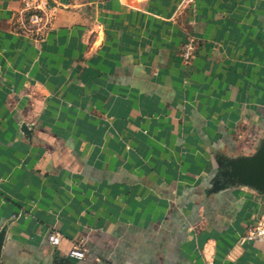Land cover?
Segmentation results:
<instances>
[{
	"label": "crops",
	"instance_id": "1",
	"mask_svg": "<svg viewBox=\"0 0 264 264\" xmlns=\"http://www.w3.org/2000/svg\"><path fill=\"white\" fill-rule=\"evenodd\" d=\"M48 7L0 0V264H264V192L214 191L264 140V0Z\"/></svg>",
	"mask_w": 264,
	"mask_h": 264
},
{
	"label": "built area",
	"instance_id": "2",
	"mask_svg": "<svg viewBox=\"0 0 264 264\" xmlns=\"http://www.w3.org/2000/svg\"><path fill=\"white\" fill-rule=\"evenodd\" d=\"M49 0H23L22 14L24 15L20 27L30 35L39 37L51 26V15L48 7ZM194 38H189L182 48V57L189 63L195 56L196 44ZM58 233L52 232L49 235V243L59 246L61 243ZM240 243H261L264 245V221L248 230L241 238ZM70 257L82 261L86 258V253L79 247L70 251ZM206 264H215L214 260H208Z\"/></svg>",
	"mask_w": 264,
	"mask_h": 264
},
{
	"label": "water",
	"instance_id": "3",
	"mask_svg": "<svg viewBox=\"0 0 264 264\" xmlns=\"http://www.w3.org/2000/svg\"><path fill=\"white\" fill-rule=\"evenodd\" d=\"M24 130L28 132L27 126H24ZM218 164L222 169L215 179L214 191L229 186H245L264 192V140L255 154L226 160L221 158ZM6 229V226L0 229V256ZM61 264L78 263L64 260Z\"/></svg>",
	"mask_w": 264,
	"mask_h": 264
}]
</instances>
